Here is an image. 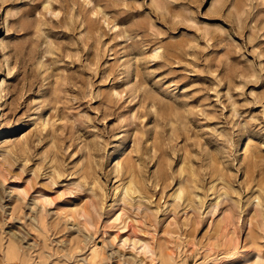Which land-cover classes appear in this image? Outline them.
<instances>
[{"label": "rangeland", "instance_id": "1", "mask_svg": "<svg viewBox=\"0 0 264 264\" xmlns=\"http://www.w3.org/2000/svg\"><path fill=\"white\" fill-rule=\"evenodd\" d=\"M0 264H264V0H0Z\"/></svg>", "mask_w": 264, "mask_h": 264}, {"label": "bare ground", "instance_id": "2", "mask_svg": "<svg viewBox=\"0 0 264 264\" xmlns=\"http://www.w3.org/2000/svg\"><path fill=\"white\" fill-rule=\"evenodd\" d=\"M243 146H245V144L243 145ZM133 186V185H132ZM131 188H135V187H131ZM124 191V190H123ZM130 191H132V190H130ZM181 192V191H180ZM183 192V191H182ZM134 193H136V190L134 189ZM181 198V197H180ZM92 211H94V209H92ZM70 212V211H69ZM81 212V211H80ZM96 212V211H95ZM90 213V212H89ZM92 214V213H91ZM91 214H88L87 213V211H86V213L84 212L83 213V216H84V219L85 220H87L88 222H90L91 221V219L93 218L92 217V215ZM98 214H99V212H98ZM121 214V213H120ZM74 215H76V214H74ZM94 215H96V214H94ZM92 217V218H91ZM96 217H97V215H96ZM118 217V219L120 218V215H118L117 214V216H116V218ZM68 218V217H67ZM191 218V217H190ZM232 218V217H231ZM95 219V218H94ZM72 220V219H71ZM186 220H188V219H186ZM234 220V219H233ZM117 220L115 219V222H116ZM123 221V220H122ZM86 222V221H85ZM128 222V221H127ZM117 223V222H116ZM188 223V222H187ZM127 224V223H126ZM189 224V223H188ZM235 224V223H234ZM225 226V225H224ZM129 228V227H128ZM123 230V229H122ZM125 230V229H124ZM225 235V234H224ZM138 241V240H137ZM136 241V242H137ZM126 242V241H125ZM139 242V241H138ZM147 244H148V242H147ZM140 249V248H139ZM144 249H148V250H150V252H152V249L148 246H145L144 247ZM154 251V250H153ZM101 251H99L97 248H93L92 249V255L94 256L93 257V261H92V263H96L97 261H98V259H99V253H100ZM253 257V256H252ZM251 257V258H252Z\"/></svg>", "mask_w": 264, "mask_h": 264}]
</instances>
